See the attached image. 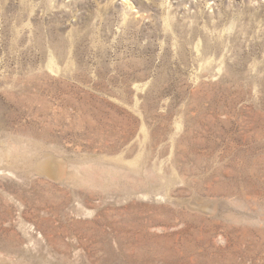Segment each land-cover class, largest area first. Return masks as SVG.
I'll list each match as a JSON object with an SVG mask.
<instances>
[{
    "label": "rangeland",
    "instance_id": "374dc122",
    "mask_svg": "<svg viewBox=\"0 0 264 264\" xmlns=\"http://www.w3.org/2000/svg\"><path fill=\"white\" fill-rule=\"evenodd\" d=\"M0 264H264V0H0Z\"/></svg>",
    "mask_w": 264,
    "mask_h": 264
}]
</instances>
